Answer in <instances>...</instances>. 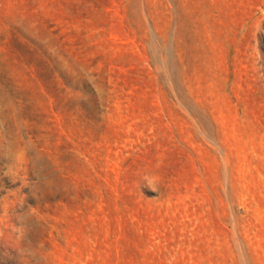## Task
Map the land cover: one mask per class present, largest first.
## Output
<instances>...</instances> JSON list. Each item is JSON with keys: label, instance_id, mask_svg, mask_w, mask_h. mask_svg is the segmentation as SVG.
<instances>
[{"label": "rangeland", "instance_id": "1", "mask_svg": "<svg viewBox=\"0 0 264 264\" xmlns=\"http://www.w3.org/2000/svg\"><path fill=\"white\" fill-rule=\"evenodd\" d=\"M0 264H264V0H0Z\"/></svg>", "mask_w": 264, "mask_h": 264}, {"label": "clouds", "instance_id": "2", "mask_svg": "<svg viewBox=\"0 0 264 264\" xmlns=\"http://www.w3.org/2000/svg\"><path fill=\"white\" fill-rule=\"evenodd\" d=\"M153 190H155V189L153 188Z\"/></svg>", "mask_w": 264, "mask_h": 264}]
</instances>
